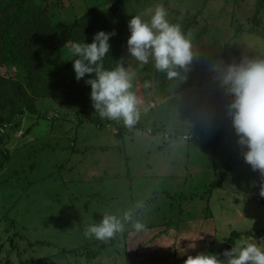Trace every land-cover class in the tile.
Here are the masks:
<instances>
[{"label": "rangeland", "instance_id": "rangeland-1", "mask_svg": "<svg viewBox=\"0 0 264 264\" xmlns=\"http://www.w3.org/2000/svg\"><path fill=\"white\" fill-rule=\"evenodd\" d=\"M110 2L60 0L63 11L52 10L54 17L47 11L49 28L56 22L62 30L55 76L67 71L75 76L71 25L79 31V15L87 8L93 24L105 20ZM157 5L165 7L169 22L180 20L191 38L194 59L186 79H168L151 57L141 66L128 52L129 27L122 33L116 21L108 23L102 30H115V35L103 63L106 69L122 64L136 73L131 90L142 101L139 120L129 128L122 119H100L85 81L81 86L73 76L66 79L74 81L68 85L77 99L67 109L68 131L54 123L51 128L46 122L37 125L27 112L20 116L21 126L6 144L10 162L0 173V264H18L26 257L45 258L44 264H84V248L98 249L88 264H183L188 255L200 252L225 259L224 251L242 239L264 247L259 235L264 229V177L244 156L225 159L229 150L244 154L247 146L239 144L227 114L232 96L209 70L219 59L264 60V5L253 0H124L119 8L128 25L137 14L150 21ZM253 14L259 24H250ZM45 95L33 93L43 101ZM75 115L88 119L74 124ZM191 126L202 128L209 140L188 135ZM120 130L125 131L121 137ZM175 132L179 135L173 140ZM106 212L120 218L130 212L146 228L136 232L126 222L125 231L112 241L86 238L85 228ZM35 240L49 245H31ZM66 250L73 252L61 253Z\"/></svg>", "mask_w": 264, "mask_h": 264}, {"label": "clouds", "instance_id": "clouds-1", "mask_svg": "<svg viewBox=\"0 0 264 264\" xmlns=\"http://www.w3.org/2000/svg\"><path fill=\"white\" fill-rule=\"evenodd\" d=\"M128 27L131 33L127 40L128 52L141 66L151 57L156 70L164 72L168 79H186L194 59L192 41L180 24L169 22L163 5L155 7L150 21H145L139 14L133 15ZM113 35L115 30H100L94 34L91 43L73 42L69 51L74 57L71 60L76 79L90 74L85 83L91 86L90 98L100 119H122L125 126L131 128L139 120L138 105L142 101L131 90L134 71L127 70L122 64L111 69L104 66V58L110 52L109 39ZM209 70L232 96L227 114L238 134L239 144L247 146L245 161L264 177V60L243 57L239 63H227L219 59L209 65ZM149 86L150 82L146 81L145 87ZM260 195L264 196V180ZM126 222H131V228L136 232L146 228L144 220L133 221L130 212H125L122 218L106 212L102 220L85 228L84 236L106 243L125 231ZM223 255L225 259L218 254L200 252L188 255L183 264H264V247L249 240L236 242Z\"/></svg>", "mask_w": 264, "mask_h": 264}, {"label": "trees", "instance_id": "trees-1", "mask_svg": "<svg viewBox=\"0 0 264 264\" xmlns=\"http://www.w3.org/2000/svg\"><path fill=\"white\" fill-rule=\"evenodd\" d=\"M123 1L112 0L107 7V17L98 24H93L94 19H92L93 14L90 8H87L84 13H80L79 31L75 32L72 27L74 24L71 25L69 30V33L75 34L73 35V41L90 43L93 31H96V29V32L102 30L112 20L116 21L121 27L120 32L126 31L128 25L125 24L126 22H124L119 8ZM253 1L258 6L264 5V0ZM58 8L60 11H63L61 10L60 0H0V69H3V72H0V173L4 171L6 164L11 159V151L8 150L6 144L13 141L11 133L21 126L20 116L25 112L33 116L34 122L37 125L46 122L48 128H51L54 123L58 127L64 125V131H68L69 126L67 127L66 124H68L70 118L66 115H71V113L67 109H70L72 104L77 102V99L74 97L75 91L69 90L68 85L69 83L73 84L74 81L70 80L68 82L67 80L70 76L74 78L76 76L72 73L68 74L69 71L66 72L67 74L63 73L62 77L55 76L58 70L57 66H55V59L61 51L58 30H62L58 28L56 22H53L54 24L52 23V27L49 28L51 22L46 21L47 11L48 14L54 17L51 11L59 12ZM114 8H117V13L111 12ZM179 21H174L173 23H180ZM249 21L252 25L259 24V19L254 14L250 17ZM189 24L191 23H188L185 28ZM10 71H12V77L9 76ZM51 72L55 73L51 74ZM88 78H90V74H85V77L80 79L81 84L82 81ZM41 90L46 94L43 97L44 100L47 99L46 101L33 96V93L41 92ZM84 90L87 95H90L91 86L84 82ZM71 98L74 100L70 101L69 99ZM61 109L65 110L63 116L56 114L60 113ZM75 116H77V122L74 124L88 119V117H85L82 121L81 117ZM90 119H92V122L97 127H102V124L95 117ZM186 131L188 135L192 133L199 135L201 140L204 138L208 139L200 127L191 126ZM124 132L120 130L117 136L121 137ZM220 132L225 134L223 129H220ZM152 133L154 132L152 131ZM178 135L177 132L170 134L173 140H176ZM228 135L232 139L229 133ZM202 143L206 148L209 145L206 142ZM211 144L214 145L215 142ZM245 151H247V148ZM243 156L244 154L231 153L229 150L225 159L230 162L231 158L237 159ZM237 235L239 234H236L235 237ZM259 235H263L264 237V229L259 231ZM30 244L39 246L49 245L46 241L38 240ZM101 247L104 248L105 245ZM97 251L98 249L88 250L86 248L80 250L85 255L84 264H88ZM72 252L73 250L61 251L62 254ZM124 257L126 258V255ZM44 263L45 258L42 257H26L18 262V264ZM4 264L6 263L4 262Z\"/></svg>", "mask_w": 264, "mask_h": 264}]
</instances>
